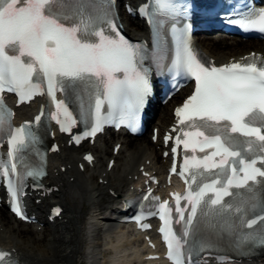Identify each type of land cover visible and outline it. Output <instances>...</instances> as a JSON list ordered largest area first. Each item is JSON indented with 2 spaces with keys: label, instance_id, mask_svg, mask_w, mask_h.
Returning <instances> with one entry per match:
<instances>
[{
  "label": "snow or ice",
  "instance_id": "obj_1",
  "mask_svg": "<svg viewBox=\"0 0 264 264\" xmlns=\"http://www.w3.org/2000/svg\"><path fill=\"white\" fill-rule=\"evenodd\" d=\"M154 3L163 15L183 10L174 0ZM228 22L264 33V10ZM160 27L157 21V35ZM156 49L154 44L149 54L121 34L108 0H0V93H15L18 103L46 94L56 109L50 118L61 132H71L80 123L86 126L85 137L95 136L105 124L134 126L150 92L144 62L150 56L159 66L162 59ZM169 71L194 79L195 90L176 109L178 126L173 129L175 144L185 150L178 174L187 187L183 195L173 194L175 207L168 201L157 205L167 258L172 264H197L201 254L216 250L211 237H202V225L213 235L231 237L242 255L255 254L257 248L264 249V214H256L264 213V59L253 54L242 64L209 66L186 35L178 33ZM57 92L64 99L57 100ZM70 94H75L78 116L70 111ZM44 115L42 109L34 124L14 128L13 112L0 98V136L8 137L9 157L0 160V178L6 182L12 211L21 219H26L19 204L24 179L45 174L35 130ZM73 139L79 143L81 137ZM28 151L40 157L39 166L25 163ZM176 152L173 146L172 173L177 171ZM18 165L25 168L23 175ZM141 218L136 217L138 223ZM174 225L180 226L179 232ZM10 255L0 251V264H11Z\"/></svg>",
  "mask_w": 264,
  "mask_h": 264
},
{
  "label": "bare ground",
  "instance_id": "obj_2",
  "mask_svg": "<svg viewBox=\"0 0 264 264\" xmlns=\"http://www.w3.org/2000/svg\"><path fill=\"white\" fill-rule=\"evenodd\" d=\"M126 1L138 0H123L122 3ZM120 15L124 29L130 36L140 38L147 34L141 23L126 16L123 9ZM201 38L196 37L199 47L217 64L252 50H264L263 42ZM187 94L188 91L181 92L178 98L160 107L151 126L159 128L162 133L172 121L173 106ZM37 108V105H29L21 107L18 112L30 115ZM143 139L108 132L97 138L93 146H63L59 154L51 156L48 175L44 179L47 187H56L57 191L44 197L35 196L30 201V207L39 219L44 218V211L49 212L56 204L64 209L61 218L53 224L47 223L43 230L38 231L37 225L21 224L0 208V246L13 251L22 264H101L102 259L106 262L103 254L108 251L112 252L107 257L109 264H161L157 261L144 262L145 248L140 238L131 237L130 231L124 227H115L112 217L121 198L131 186L135 187L134 177L139 175V167L143 166L147 172L156 171L157 174L166 168L157 145ZM117 143L121 144L120 150L114 157V167L107 172V161L112 157V148ZM85 152H92L96 160L92 169L80 172L77 162ZM94 177L101 179L103 184L93 182ZM39 198L40 203L36 204L34 200ZM84 215L88 221L85 227H80ZM239 264H264V257Z\"/></svg>",
  "mask_w": 264,
  "mask_h": 264
},
{
  "label": "rangeland",
  "instance_id": "obj_3",
  "mask_svg": "<svg viewBox=\"0 0 264 264\" xmlns=\"http://www.w3.org/2000/svg\"><path fill=\"white\" fill-rule=\"evenodd\" d=\"M142 138H144L142 141L147 142L148 138H147L146 136H144V137H142ZM96 181H97V178L94 177L93 182H96ZM84 207H86V206L84 205ZM87 219H88L87 216L84 215L83 218H82L81 221H80V224H79L80 227H85V226H86V223H87V221H88ZM100 257H101V256H100ZM107 257H108V256H107V254L105 253V259H104V260H108ZM101 262H102L103 264H105L104 261L101 260Z\"/></svg>",
  "mask_w": 264,
  "mask_h": 264
}]
</instances>
